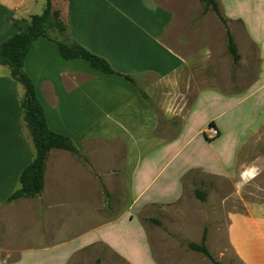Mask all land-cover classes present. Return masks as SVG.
<instances>
[{
  "label": "crops",
  "instance_id": "crops-1",
  "mask_svg": "<svg viewBox=\"0 0 264 264\" xmlns=\"http://www.w3.org/2000/svg\"><path fill=\"white\" fill-rule=\"evenodd\" d=\"M40 1L0 0V45L27 25ZM216 1L228 28L238 24L248 44L242 55L235 41L241 56L236 81L221 80L222 85L216 76L229 55L215 45L201 56L191 36L206 26H188L191 36L181 35L194 20L181 8L175 13L160 0H53L72 43L103 57L134 83L86 61L66 60L55 42L36 40L24 70L49 128L69 137L88 163L52 149L43 191L7 203L35 150L21 107L24 88L0 66V264H157L145 210L176 207L193 174L240 186L258 175L261 157L255 159L248 148L264 131V0ZM246 90L245 99L255 98L258 112L239 128L241 115H229L230 103ZM187 149L166 171L171 154ZM161 161L164 178L152 190L153 167ZM244 206L240 221L250 218L259 227L253 217L258 204ZM18 207L31 210L38 224L21 227ZM135 209L143 214L138 229L132 216L124 221ZM72 214L89 216L78 225L71 223Z\"/></svg>",
  "mask_w": 264,
  "mask_h": 264
},
{
  "label": "rangeland",
  "instance_id": "rangeland-1",
  "mask_svg": "<svg viewBox=\"0 0 264 264\" xmlns=\"http://www.w3.org/2000/svg\"><path fill=\"white\" fill-rule=\"evenodd\" d=\"M160 2L171 8L175 13H179L182 9L181 12L184 14L193 16L194 20L189 21L187 27L184 24V29L180 31L181 35L185 37L191 36L188 26H206V29L202 28L196 36H191V39L196 41L194 43L195 47L200 50L201 56L204 58L209 49L216 48L214 47L215 45L223 47L229 55V62L224 66L223 74H220L219 77L218 75L216 76V84L222 85L221 80L235 83L236 65L228 52L227 45H225L227 44L226 29L223 24L221 26L217 15L212 10L205 12V6L200 0H182L181 3L178 0H160ZM46 3L47 0L40 1L41 7H37L36 15L44 11ZM52 7L54 10L59 11L57 7L53 5ZM60 19L66 25L65 15H61L60 13ZM207 27L208 29L214 28V30L208 31ZM229 30L235 37L242 55H246L248 44L244 38L242 28L233 22L231 25L229 24ZM49 35L53 39L68 44L72 43L67 29L60 32L58 29L53 28L49 31ZM251 54H253V51ZM222 57L224 56L222 55L220 58ZM86 65L89 66L88 63ZM4 69V71L10 70L8 66H5ZM209 72L218 73L217 69L215 71L209 69ZM223 75L225 76L224 78ZM247 86L248 88L252 87L251 85ZM247 92L246 90L232 96L230 103L229 115H241L239 128L247 127L258 112V103L254 101L255 98L245 99ZM209 150L210 153L215 151L214 149ZM189 151L187 149L178 156H174L176 153L173 152L169 159L170 163L165 170L167 171L175 167ZM249 152L252 153V156H255V159L261 157V163L258 167V175L253 180L246 181L243 186H240L237 182L218 178L199 177L197 179L198 177L193 174L186 178L187 192L184 199L176 207L167 208L164 211L162 209H150V211L145 210L143 212V214L151 216L150 219H157L165 224V226H157L148 219L149 225H151L149 233L152 251L157 264H211L209 259L203 254L194 252L188 247V243L191 242L200 244L205 231L207 234L205 244L215 260L223 264H264V131L252 144V148H248ZM162 168V161L160 165L153 167L154 171L151 176V180H154L151 185L152 190L162 183L165 173V171L162 172ZM200 179L204 180L197 182ZM191 181L195 183V187H190ZM194 188L207 192L206 201L202 202L196 198ZM245 202L258 204L257 211L253 217L257 219V226L259 227H255L250 218L240 221L241 217L247 214L244 206ZM143 214L137 213L135 209L124 221H127L132 216V226L138 229L142 225L140 220ZM16 216L19 225L27 230L38 224L33 217V212L26 208L18 207ZM88 216L85 214H72L71 223L83 224L84 218ZM14 258L10 257V259Z\"/></svg>",
  "mask_w": 264,
  "mask_h": 264
},
{
  "label": "trees",
  "instance_id": "trees-1",
  "mask_svg": "<svg viewBox=\"0 0 264 264\" xmlns=\"http://www.w3.org/2000/svg\"><path fill=\"white\" fill-rule=\"evenodd\" d=\"M53 0H47L44 11L39 15H33L25 27L4 43L0 45V66H8L12 79L21 84L24 88V96L21 102L24 121L32 138L34 145L33 161L22 171L19 183L20 187L15 190L7 199L11 203L21 198L37 197L45 186L46 161L52 149H62L76 155L79 159L87 162V159L80 155L71 139L63 134L52 131L47 123L44 108L40 103L35 85L32 79L24 70L25 59L33 45L39 38H46L54 41L62 58L66 60H83L86 61L93 69L108 75H119L134 83L131 76L121 75L115 71L110 63L101 56H98L82 45L73 42L65 43L51 38L49 31L53 28L60 32L67 29V26L60 19V12L52 7ZM205 6V12L212 10L226 29L227 49L235 64L240 62L241 56L238 52L234 37L230 32L227 21L223 17L219 4L216 0H200ZM145 96V95H144ZM105 199L108 196L104 191ZM194 194L197 199L204 202L207 198V192L196 189ZM153 223L161 226V221L150 219ZM206 231L202 237L201 243H188L190 250L203 254L209 259L211 264H223L215 260L206 246ZM99 264V260H97Z\"/></svg>",
  "mask_w": 264,
  "mask_h": 264
},
{
  "label": "built area",
  "instance_id": "built-area-1",
  "mask_svg": "<svg viewBox=\"0 0 264 264\" xmlns=\"http://www.w3.org/2000/svg\"><path fill=\"white\" fill-rule=\"evenodd\" d=\"M211 134L213 137H216L218 135V131L216 129H212Z\"/></svg>",
  "mask_w": 264,
  "mask_h": 264
}]
</instances>
